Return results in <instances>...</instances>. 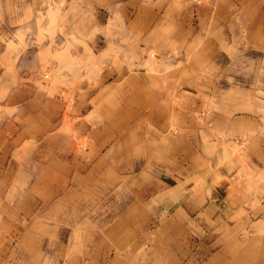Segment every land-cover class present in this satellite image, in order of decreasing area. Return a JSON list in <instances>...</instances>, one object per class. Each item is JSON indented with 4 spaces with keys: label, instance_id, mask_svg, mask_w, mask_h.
Instances as JSON below:
<instances>
[{
    "label": "rangeland",
    "instance_id": "obj_1",
    "mask_svg": "<svg viewBox=\"0 0 264 264\" xmlns=\"http://www.w3.org/2000/svg\"><path fill=\"white\" fill-rule=\"evenodd\" d=\"M79 1L0 0V264H169L183 186L224 169L264 201V0L105 25Z\"/></svg>",
    "mask_w": 264,
    "mask_h": 264
},
{
    "label": "crops",
    "instance_id": "obj_2",
    "mask_svg": "<svg viewBox=\"0 0 264 264\" xmlns=\"http://www.w3.org/2000/svg\"><path fill=\"white\" fill-rule=\"evenodd\" d=\"M74 1L78 3L77 9H83L84 5L79 0ZM82 1H87L93 6V10L97 13H94L95 16L100 13L103 25L110 18L126 15H132L134 18L148 17L151 23L155 18L159 19L167 15L169 4L177 2V0ZM171 15L182 16L183 10L172 9ZM257 141L259 147L258 149L253 148L249 166L255 168L256 173L264 174V136L263 139ZM221 170V173L217 172L212 178L215 185L210 189L205 188L208 194L201 190L193 192L190 191V187L183 186L181 203L173 207L166 216L163 222L164 229L165 231L172 230L174 237L172 240L175 241V250L172 247L173 254L169 258V264H264V229L253 232L254 229L251 227V235L243 242L235 243L237 245L236 254L233 252L235 248L233 244L227 243V241L233 243L235 240L232 232L229 231V228L234 225L263 226L264 211L260 208L264 210V201L257 206L258 211L251 209L252 199L247 207V199L243 198V195H247V189L244 187L245 183L247 184V178L231 176L226 170ZM238 211L242 213L241 217L236 215ZM186 226L188 231H184ZM220 228L224 230V233H217ZM155 245V251L160 252L159 243ZM167 252L169 253L168 248Z\"/></svg>",
    "mask_w": 264,
    "mask_h": 264
}]
</instances>
